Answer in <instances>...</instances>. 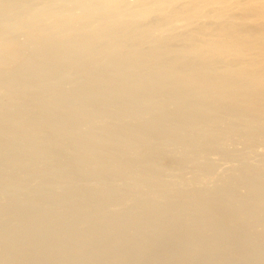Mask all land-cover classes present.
<instances>
[{
	"label": "bare ground",
	"instance_id": "1",
	"mask_svg": "<svg viewBox=\"0 0 264 264\" xmlns=\"http://www.w3.org/2000/svg\"><path fill=\"white\" fill-rule=\"evenodd\" d=\"M0 264H264V0H0Z\"/></svg>",
	"mask_w": 264,
	"mask_h": 264
}]
</instances>
